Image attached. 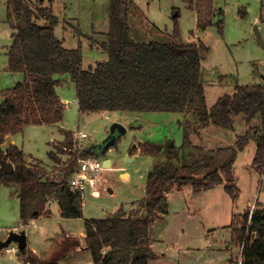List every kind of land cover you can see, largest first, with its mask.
<instances>
[{
    "label": "trees",
    "instance_id": "obj_1",
    "mask_svg": "<svg viewBox=\"0 0 264 264\" xmlns=\"http://www.w3.org/2000/svg\"><path fill=\"white\" fill-rule=\"evenodd\" d=\"M183 1L197 10L198 27L204 29L214 23L218 14L214 0ZM108 8L109 30L103 32L107 38L101 45L109 58L84 68L82 46L68 47L57 34L60 22L52 6L7 0V23L13 30L8 67L23 77L12 87L0 89V143L7 134L21 132L28 124H55L64 119L65 104L57 88L65 75L75 82L83 112H189L199 127L215 124L234 128V115L240 113L248 119L260 114L263 119L240 136L235 145L217 149L193 146L196 156L189 162L183 161V148L174 144L163 150L148 141L139 145L145 153L164 155L148 172L145 197L128 215L123 204L113 215L85 218V241L93 264H149L159 256L152 247V224L165 219L168 193L176 185L191 184L194 194H199L223 184L236 199L237 154L252 135L257 139L253 164L261 172L264 170V84H237L233 94L219 97L209 107L202 81V60L209 51L204 42L137 40L129 22V0H109ZM218 24L223 30L221 18ZM61 130L65 139L54 147L60 156L69 157L62 162L57 151L51 150L49 155L56 166L63 164L59 171L67 179L79 156L95 153L87 147L76 149L72 130ZM0 158L14 165V171L3 175L0 182L16 188L22 223L50 215L48 203L54 200L63 217L83 216L81 194L73 191L66 179L57 181L47 175L44 166L29 161L18 145L0 150ZM236 218L234 214L231 225L243 246L241 264H264V205L257 202L256 208L243 214L242 222ZM19 258L41 264L28 245L19 252ZM48 264L58 263L54 259Z\"/></svg>",
    "mask_w": 264,
    "mask_h": 264
},
{
    "label": "rangeland",
    "instance_id": "obj_2",
    "mask_svg": "<svg viewBox=\"0 0 264 264\" xmlns=\"http://www.w3.org/2000/svg\"><path fill=\"white\" fill-rule=\"evenodd\" d=\"M214 1L221 13L216 14L214 23L204 29L198 27L197 10L183 0H129L128 11L132 36L137 40L180 43L201 40L209 47L202 60V81L209 107L219 97L233 94L237 84H264V47L258 42V31L264 39V0ZM46 2V6H50L48 0ZM52 2L60 20L56 32L65 37L66 46H82L84 68L107 60L109 53L101 45L106 35L103 32L92 34V39L85 33L91 34L93 25L109 30V0ZM220 18L223 30L218 24ZM68 20L77 27L69 26ZM77 30L83 33L78 34ZM12 31L7 23V0H0V89L12 87L23 77L22 73H13L8 67L7 52L12 43ZM58 91L67 99L63 121L56 125L31 124L14 137L27 155L49 163V175L57 176L63 167L60 163L54 168L49 156L53 144L64 138L61 128L86 132L88 137L82 142V149H97L103 144L115 121L123 123L127 132L117 133V143L107 153L94 154L100 159L110 158L114 168L99 172L101 194L93 196L87 189L82 217H63L57 202L48 203L52 213L37 218L39 226H32L27 231L28 248L37 252L41 264L51 263L54 259L58 264H93L89 252L82 249L84 242L87 245L81 237L85 218L113 215L123 204L125 213H131L146 195L148 172L164 159L162 153H145L139 145L148 141L163 150L174 144L183 148V161L189 162L196 156L193 146L217 149L235 145L240 136L263 122L260 114L248 119L240 113L234 115V128L215 124L199 127L189 112H83L76 101L75 82L68 76H64ZM256 148L257 139L252 135L246 146L238 151L235 176L239 191L236 199L226 192L223 184L215 190H204L202 197L194 194L192 186L168 195L166 218L151 227L155 251L164 259L158 264H241L243 246L231 224L234 214H237L236 220L242 222L243 214L253 209L252 203L264 202V170L261 172L253 164ZM57 154L62 162L69 157L67 154L60 156L58 151ZM124 173L128 176H123ZM18 199L12 187L0 182V241L5 240L11 230H16L15 227L23 229ZM247 234L248 229L245 239ZM63 236L65 238H61ZM78 245L82 248L73 251L72 248ZM66 251L71 253L62 257ZM23 263L17 253L9 254L0 249V264Z\"/></svg>",
    "mask_w": 264,
    "mask_h": 264
},
{
    "label": "built area",
    "instance_id": "obj_3",
    "mask_svg": "<svg viewBox=\"0 0 264 264\" xmlns=\"http://www.w3.org/2000/svg\"><path fill=\"white\" fill-rule=\"evenodd\" d=\"M72 132H73L74 141L78 145V148L82 149L81 144L88 137V134L84 131H81L80 129L72 130ZM110 163H111L110 166L105 165V159H100L98 158V156L95 155L79 156L73 173L67 179L61 175L62 177L60 181L66 179L70 188L73 191L80 193L83 199L85 198L87 189L91 195L93 196L99 195L101 194L100 188L98 186L99 172L104 169H113L114 167L112 166L111 159H110ZM21 226L23 227V229L28 231L33 225L27 226L21 224ZM17 229L18 228L16 227V231H21ZM0 249L3 250L5 253H9V254L17 253L18 255L19 252L21 251L18 243L14 241L7 246L1 247ZM29 263H30L29 261H24L23 264H29Z\"/></svg>",
    "mask_w": 264,
    "mask_h": 264
},
{
    "label": "crops",
    "instance_id": "obj_4",
    "mask_svg": "<svg viewBox=\"0 0 264 264\" xmlns=\"http://www.w3.org/2000/svg\"><path fill=\"white\" fill-rule=\"evenodd\" d=\"M30 2H32V4H35V5H39V6H46V4H47V2H46V0H37V2L35 1V0H29ZM48 2H49V5L50 6H52L53 7V2H52V0H48ZM109 7V6H108ZM108 10H109V8H108ZM215 10H216V13H219V12H221V11H218V9L215 7ZM177 15V14H176ZM71 18H74V17H71ZM65 19H63V20H61V23H62V21H64ZM70 21L71 20H68L67 21V23L69 24V26L70 25H72V23H70ZM42 22H44V20H42ZM59 22H60V20H59ZM72 22V21H71ZM60 25V24H59ZM73 27H77L76 25H72ZM64 29H66V27H63ZM63 29V30H64ZM92 31H91V34L89 33V32H84L85 34H88V35H92V34H97V33H102V32H107V31H105V30H101V29H99L98 28V26L96 27V26H94L93 25V27H92V29H91ZM62 38H64L65 39V37H63L62 36ZM20 80H22V78L20 79ZM20 80H17L16 82H18V81H20ZM15 82V83H16ZM59 87V86H58ZM57 91H58V88H57ZM58 94H59V96L61 97V95H60V93H59V91H58ZM61 99H62V101L64 102V104L66 105V101H67V99H64V98H62L61 97ZM76 101L78 102V100H77V98H76ZM66 109V108H65ZM65 115V114H64ZM63 121V120H62ZM61 121V122H62ZM61 122H58V123H55V124H46V125H56V124H59V123H61ZM28 125H31V124H28ZM28 125H26V126H28ZM37 125H42V124H37ZM26 126L24 127V129L26 128ZM24 129L22 130V132L24 131ZM20 132H18V133H15V134H7L6 135V138H5V141L3 142V143H0V150H3V151H5L11 144H15V145H17V143H16V141H15V139H14V137L16 136V135H18ZM65 139V135H64V138H63V140ZM63 140H61V141H63ZM58 143H60V141L58 142ZM20 147V146H19ZM21 148V147H20ZM88 148V147H87ZM24 150V149H23ZM51 150H53V151H55V147H54V144H53V148L52 149H50L49 150V152L51 151ZM25 152V151H24ZM25 154L27 155V153L25 152ZM64 155V154H63ZM50 156V155H49ZM62 156V155H61ZM27 157H28V160L29 161H32V162H34V163H39V164H41L42 166H45V170L47 171V175H49V171H48V168L50 167V166H48V164L47 163H45V162H40V161H36L35 159H33L32 158V156H29V155H27ZM50 159H52L51 157H50ZM50 161H53L54 162V166H56L57 165V162L55 161V160H50ZM53 166V167H54ZM54 168H57V166L56 167H54ZM61 173L60 174H57V176H54L53 175V173H52V175H49L51 178H56V180L57 181H60V180H58L57 179V177H60V179H61ZM124 175H127L128 176V174L127 173H124L123 174V176ZM126 176V177H127ZM125 177V178H126ZM6 185H8V184H6ZM8 186H10V187H12L13 189H14V194L15 195H17V197L19 198V196H18V193L16 192V188L14 187V186H12V185H8ZM187 186H192L191 184H184V185H181V186H175L169 193H168V195L170 194V193H172L174 190H177V191H179V192H181L180 190H183V189H185V187H187ZM220 186V185H219ZM224 186V185H223ZM218 187V186H217ZM217 187H215V188H213V189H209V190H215ZM192 189V188H191ZM209 190H205V191H209ZM110 191H112V190H110ZM205 191H203V192H201L200 194H197L199 197H202L203 195V193L205 192ZM192 199H194V198H192ZM19 200V199H18ZM53 202H57L56 200H54V201H51V203H53ZM168 202H169V197H168ZM19 203H20V201H19ZM262 204H264V202H262ZM256 206L257 205V203H252V206ZM254 206H253V208H254ZM250 207V206H249ZM51 213H52V211H51ZM43 216V215H42ZM39 218V217H38ZM166 218V217H165ZM36 220H37V218H35V219H32V220H30L27 224H24V225H27V226H30V225H33V226H35V225H38L37 224V222H36ZM33 221L35 222V223H33ZM21 224H23L22 223V220H21ZM39 226V225H38ZM14 229H16V227L14 228ZM16 231V230H15ZM68 234V236H76L75 234H72V233H67ZM66 234V235H67ZM85 235H86V233H85V230H84V232H82V235H81V237L82 238H84L85 239ZM61 238H65V236H63V237H61ZM27 239H28V237H27ZM154 242H155V240H154V238H153V243H152V247L154 248V250H155V245H154ZM27 244H28V241H27ZM84 248H82L81 246H75V247H73L72 248V250L74 251V250H79L78 248H82V249H84V251H88L89 252V256H91L92 257V254H91V250H90V248L87 246V245H85V242H84ZM35 254H37V252H34ZM71 252L70 251H66V255H64V256H62V257H65V256H67V254H70ZM76 253H78V252H76ZM75 253V254H76ZM159 254V253H158ZM160 255V254H159ZM162 255H160V256H158L157 258H154V259H151L150 260V262H149V264H158L161 260H164V259H162V257H161ZM74 264H77V263H74Z\"/></svg>",
    "mask_w": 264,
    "mask_h": 264
},
{
    "label": "water",
    "instance_id": "obj_5",
    "mask_svg": "<svg viewBox=\"0 0 264 264\" xmlns=\"http://www.w3.org/2000/svg\"><path fill=\"white\" fill-rule=\"evenodd\" d=\"M258 42L264 47V39L262 38L261 33L258 31ZM127 132V127L119 122L115 121L110 128L108 129V137L97 149H92L93 153L101 152L107 153L112 147L117 143L119 134H124ZM110 159H105V165H109ZM14 171V165L12 162L6 161L5 159L0 158V178L8 173ZM17 242L20 249H24L27 246V231L25 229L21 231L11 230L5 240L0 241V248L9 245L11 242Z\"/></svg>",
    "mask_w": 264,
    "mask_h": 264
},
{
    "label": "bare ground",
    "instance_id": "obj_6",
    "mask_svg": "<svg viewBox=\"0 0 264 264\" xmlns=\"http://www.w3.org/2000/svg\"><path fill=\"white\" fill-rule=\"evenodd\" d=\"M111 163H109V166H110Z\"/></svg>",
    "mask_w": 264,
    "mask_h": 264
}]
</instances>
